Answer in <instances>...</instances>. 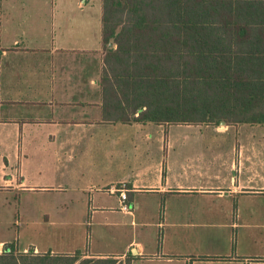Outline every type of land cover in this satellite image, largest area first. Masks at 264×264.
<instances>
[{
  "label": "crops",
  "instance_id": "1",
  "mask_svg": "<svg viewBox=\"0 0 264 264\" xmlns=\"http://www.w3.org/2000/svg\"><path fill=\"white\" fill-rule=\"evenodd\" d=\"M102 15V0H0L3 187L44 189L27 185L26 167L37 177L54 162L55 175L64 177L63 170L79 157L91 164L83 174L88 191L102 188L112 196L125 185L129 211H122L118 194L120 211L132 216L129 225L139 231V239L115 237L105 245L98 243L83 251L87 257L125 261L131 253L132 264H264V250L256 248L257 241L264 242V216L254 217L259 205L264 210V164L262 171L247 166L262 159L240 152L223 162V156L214 153V177L195 180L185 171L179 177L172 174L163 153L173 144L174 134L166 129L174 125L106 120ZM242 125L221 122L205 127L223 134ZM240 140L237 136L223 141L215 135L203 139L214 145H240ZM154 147L163 153L156 162ZM15 162L24 167L19 174ZM144 193L155 196L153 206L135 199ZM197 207L198 216L191 211ZM97 208L109 215L101 222L108 230L127 224L111 216L116 213L113 206ZM190 246L206 249L190 252Z\"/></svg>",
  "mask_w": 264,
  "mask_h": 264
},
{
  "label": "trees",
  "instance_id": "2",
  "mask_svg": "<svg viewBox=\"0 0 264 264\" xmlns=\"http://www.w3.org/2000/svg\"><path fill=\"white\" fill-rule=\"evenodd\" d=\"M104 118L111 122L264 124V0H102ZM17 252L0 264H132Z\"/></svg>",
  "mask_w": 264,
  "mask_h": 264
},
{
  "label": "rangeland",
  "instance_id": "3",
  "mask_svg": "<svg viewBox=\"0 0 264 264\" xmlns=\"http://www.w3.org/2000/svg\"><path fill=\"white\" fill-rule=\"evenodd\" d=\"M98 4L99 2L94 3L97 6ZM19 35L21 39L24 37L23 34ZM1 89L2 85L0 84ZM178 125L171 126V129L167 127V132L174 134L173 144L163 152L165 156H168L166 161L169 160L172 174L180 177L185 171L193 174L191 178L197 177L195 180H199L198 177L201 178V181L209 180L218 173L210 164L213 161L214 153L221 154L223 162H227L226 159L230 160L233 155L240 152L245 153L246 156L261 158L262 161L255 162V165L251 164V166L248 162L247 166L259 169V171L263 170L264 127H259V124L234 127L228 133L223 134H215L213 127L210 129L204 124ZM214 135L223 141L224 139H236L238 136L241 139L240 145L230 142L214 145L203 141L208 136ZM252 137L255 140L247 141V138ZM153 152L156 153L153 157L156 162L162 151H156V147H154ZM16 153L21 155L22 150H17ZM204 158L206 161L201 162V159ZM89 162L79 161V157L72 159L69 169L66 168L67 172L63 170L64 177L55 175L54 162L48 165L44 175L37 177L32 176L29 167H26L24 178L28 182L27 185H37L44 189H24L18 184L7 189L3 187V182L0 180V253L5 250L6 246L12 244L17 252H28L34 248L35 253L74 254L78 250L85 251L91 247L94 248L98 243L105 245V242H110L115 237H118L116 240L139 237V231L135 232V229L129 225L132 216H125L120 211L118 194L111 196L108 190H103L100 187V190H95V188L92 191L87 190L89 185L85 184L84 175H87L86 172L90 169ZM15 165L17 167L16 174L23 171L24 167L20 162H15ZM198 172L202 175L199 176ZM18 180L20 179L18 178ZM173 185H176L175 181H173ZM135 199L151 207L154 204L155 196L144 193L137 195ZM189 200L195 201L197 198H189ZM260 200L264 201V198ZM263 201L260 202L263 203ZM100 206H113L116 213L111 216L127 224L108 230L101 222L104 221L105 216L109 215L102 213L97 208ZM92 209L96 211L92 212ZM161 209L164 211V206ZM191 211H196L195 214L198 216L201 209L197 207ZM136 213L138 217H141V211L136 210ZM261 216H264V210H262V205H259L254 217ZM262 233L264 236V231ZM191 234L193 235V232ZM256 244V248L264 250V242L257 241ZM201 248L206 249L204 246H199V248L190 246L186 249L195 252L202 250Z\"/></svg>",
  "mask_w": 264,
  "mask_h": 264
},
{
  "label": "built area",
  "instance_id": "4",
  "mask_svg": "<svg viewBox=\"0 0 264 264\" xmlns=\"http://www.w3.org/2000/svg\"><path fill=\"white\" fill-rule=\"evenodd\" d=\"M114 192L118 193L120 195V198H121V200L123 202L122 207H121L122 211L128 212L129 211V206L126 203V201L128 200V190L125 187V185L117 188Z\"/></svg>",
  "mask_w": 264,
  "mask_h": 264
},
{
  "label": "water",
  "instance_id": "5",
  "mask_svg": "<svg viewBox=\"0 0 264 264\" xmlns=\"http://www.w3.org/2000/svg\"><path fill=\"white\" fill-rule=\"evenodd\" d=\"M223 124H225V122H222ZM135 253V251H133Z\"/></svg>",
  "mask_w": 264,
  "mask_h": 264
}]
</instances>
